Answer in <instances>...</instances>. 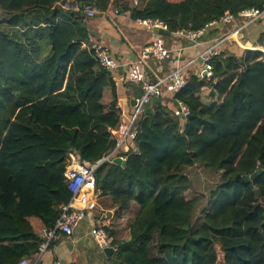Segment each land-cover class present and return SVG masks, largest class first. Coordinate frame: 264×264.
<instances>
[{
    "label": "trees",
    "instance_id": "obj_1",
    "mask_svg": "<svg viewBox=\"0 0 264 264\" xmlns=\"http://www.w3.org/2000/svg\"><path fill=\"white\" fill-rule=\"evenodd\" d=\"M67 1L0 0V264L39 253L32 220L53 229L69 202V152L97 164L116 144L114 80L84 46L87 17L66 11ZM75 1L99 13L112 4ZM116 1L119 13L159 20L170 33L264 9V0ZM223 47L213 78L193 75L174 97L189 109L185 121L154 102L126 165L97 169L96 192L137 213L130 239L112 242L115 264H264V52ZM255 47L264 49V35ZM196 168L219 176L199 217L203 197H187Z\"/></svg>",
    "mask_w": 264,
    "mask_h": 264
},
{
    "label": "crops",
    "instance_id": "obj_2",
    "mask_svg": "<svg viewBox=\"0 0 264 264\" xmlns=\"http://www.w3.org/2000/svg\"><path fill=\"white\" fill-rule=\"evenodd\" d=\"M115 1L112 0V4L105 13L97 12L95 18H88L84 14L85 12L76 14H83L88 19L86 28L89 33V42L86 45L101 43L109 50L112 58L119 65L117 69L110 71V74L115 83L117 109L124 121L129 120L133 113L131 101L143 94L140 85L127 81V68L137 60L141 50L153 41L156 34L162 37L164 46L171 55L162 61L149 58L144 62V71L152 81L163 80L175 68L190 65L217 40L237 28V23H222L219 27L208 29L201 38L194 42L175 33L169 32L170 34L167 35L160 31H150L145 26H141L138 20H133L130 12L116 13V10L119 9ZM117 1L120 4L119 0ZM121 3L135 6L133 0H121ZM262 35H264V19L245 28L236 36V40L225 43L224 51L230 54H242L244 50L264 52L263 48L255 47ZM201 67L200 61L191 64L185 71L186 79L188 80L193 75L200 76ZM173 99L169 93H165L158 101H162L173 114L176 107ZM111 100L110 89L107 101ZM153 104L148 108L153 109ZM131 147L134 151L137 150L133 143H131ZM95 200L96 209L90 212V217L74 229L71 236L60 233L40 257L36 255L30 260L35 264H115V254H107L99 248L92 232L96 229L109 227L108 234L112 242L129 240V226L137 213L133 212L134 209L132 212H120L114 209L111 197L101 196L97 192H95ZM32 224L38 233L44 229L37 220H32Z\"/></svg>",
    "mask_w": 264,
    "mask_h": 264
},
{
    "label": "built area",
    "instance_id": "obj_3",
    "mask_svg": "<svg viewBox=\"0 0 264 264\" xmlns=\"http://www.w3.org/2000/svg\"><path fill=\"white\" fill-rule=\"evenodd\" d=\"M133 2L135 6L139 5V0H133ZM65 9L66 11L74 13L85 12L84 14L88 18H95L97 16L96 9L91 6L79 4L75 0H68L65 3ZM116 13H118V10H116ZM263 19L264 9L246 10L241 12L237 18L226 13L220 23H237V28L217 40L212 46L202 52L198 59L191 63L200 61L202 66L200 70L201 79L211 80L213 78V66L211 62L213 58L221 54V49L225 43L236 40V36L245 28ZM138 23L153 32L168 31V26L159 20L145 19L138 20ZM212 25L218 26V23L210 24V26ZM175 34L184 36L195 42L204 35V30L179 31ZM84 46L105 70L110 72L119 67L118 63L112 58L109 50L101 43L84 44ZM170 55V51L164 46V40L156 34L153 41L141 50L137 60L128 66L127 81L140 85L143 94L135 99L133 113L129 120L124 121L121 119L119 126L111 130L112 139L116 144L114 149L103 160L97 164H91L86 160L79 159L75 151L69 152L70 166L65 173V178L71 193V198L68 203L61 206L62 213L55 227L53 229L44 228L41 231L40 236L44 239V242L39 248L37 257H40L48 249L60 233L71 236L74 229L88 217L90 212L96 209L95 192L98 167L105 162L114 163L116 158L127 161V154L133 151L131 143L135 145V141L140 134L139 123L144 118L147 108L153 104L154 100L159 99L165 93H169L174 98L185 88L187 84L185 71L191 64L175 68L167 77L160 81L150 80L144 71V62L147 59L152 58L162 61L168 59ZM175 103L176 107L173 115L185 121L190 115L189 109L182 102L175 101ZM92 236L99 248L103 250L106 248H114V254L117 253V247L112 245V240L105 229L100 228L94 230ZM19 264H35V262H32L30 259H24Z\"/></svg>",
    "mask_w": 264,
    "mask_h": 264
},
{
    "label": "rangeland",
    "instance_id": "obj_4",
    "mask_svg": "<svg viewBox=\"0 0 264 264\" xmlns=\"http://www.w3.org/2000/svg\"><path fill=\"white\" fill-rule=\"evenodd\" d=\"M192 186L190 191L187 193L188 198L195 196L203 197L199 208L196 211V217L201 215V211L208 206L209 194L216 187L219 181L218 174L213 172H207L203 169L193 170L191 173ZM219 250V248H218ZM220 251V250H219ZM220 258L222 259V253L220 252Z\"/></svg>",
    "mask_w": 264,
    "mask_h": 264
},
{
    "label": "water",
    "instance_id": "obj_5",
    "mask_svg": "<svg viewBox=\"0 0 264 264\" xmlns=\"http://www.w3.org/2000/svg\"><path fill=\"white\" fill-rule=\"evenodd\" d=\"M84 16V15H83ZM1 22H2V20H1V18H0V24H1ZM213 27H216L215 25H212V26H210L208 29H211V28H213ZM162 33H166L167 35L168 34H170L168 31H165V32H162ZM198 78H201L200 76H198ZM155 102H158V99H155L154 100ZM131 104L134 106L135 105V99L134 100H132L131 101ZM152 113V109L151 108H147V110H146V114H151ZM77 153V152H76ZM77 156H78V158L79 159H82V157H81V155L79 154V153H77ZM126 162L127 161H125V160H122L121 158H116L115 160H114V163H116V164H119V165H126ZM263 171L262 170H259V171H257L253 176H251V177H246L245 178V180L246 181H250V180H252V179H255L259 174H261ZM255 193H256V195H257V198L259 199V195H258V191L256 190L255 191ZM91 216V213H89L88 214V217H90ZM87 217V218H88ZM107 254H114V248H106L105 250H104Z\"/></svg>",
    "mask_w": 264,
    "mask_h": 264
}]
</instances>
